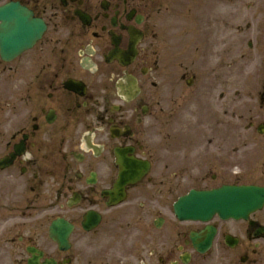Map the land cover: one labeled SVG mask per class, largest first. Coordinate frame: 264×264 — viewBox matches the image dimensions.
Listing matches in <instances>:
<instances>
[{
	"label": "flooded vegetation",
	"instance_id": "1",
	"mask_svg": "<svg viewBox=\"0 0 264 264\" xmlns=\"http://www.w3.org/2000/svg\"><path fill=\"white\" fill-rule=\"evenodd\" d=\"M244 9L0 0V264H264V208L174 214L264 187V11L246 31Z\"/></svg>",
	"mask_w": 264,
	"mask_h": 264
},
{
	"label": "water",
	"instance_id": "2",
	"mask_svg": "<svg viewBox=\"0 0 264 264\" xmlns=\"http://www.w3.org/2000/svg\"><path fill=\"white\" fill-rule=\"evenodd\" d=\"M237 197L243 199L242 203L244 205L243 210L239 211L240 216H247L264 205V190L262 189L255 187H224L220 190L203 194L192 192L189 196L182 199L181 205H177L176 213L184 220H205L214 214H219L222 217L227 214L235 215L237 212ZM192 203H198L205 207L201 208L199 205L195 209L183 208V206H190ZM239 205L241 206V203Z\"/></svg>",
	"mask_w": 264,
	"mask_h": 264
},
{
	"label": "rangeland",
	"instance_id": "3",
	"mask_svg": "<svg viewBox=\"0 0 264 264\" xmlns=\"http://www.w3.org/2000/svg\"><path fill=\"white\" fill-rule=\"evenodd\" d=\"M256 5L258 8L264 10V0H244V8H245V13L247 15V11H249V7L248 6H254ZM231 6V5H230ZM246 17V23L249 21L251 22L252 20L250 19V17L245 16ZM245 50H246V46H245ZM247 169L250 166V164H247ZM248 178H246V182H253V175L252 173H249V175H247Z\"/></svg>",
	"mask_w": 264,
	"mask_h": 264
}]
</instances>
